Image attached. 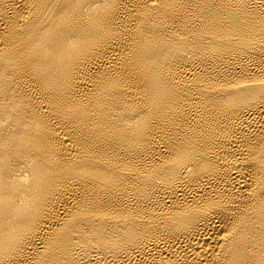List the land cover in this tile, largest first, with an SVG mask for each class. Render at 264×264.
Wrapping results in <instances>:
<instances>
[{"label": "bare ground", "instance_id": "6f19581e", "mask_svg": "<svg viewBox=\"0 0 264 264\" xmlns=\"http://www.w3.org/2000/svg\"><path fill=\"white\" fill-rule=\"evenodd\" d=\"M0 264H264V0H0Z\"/></svg>", "mask_w": 264, "mask_h": 264}]
</instances>
